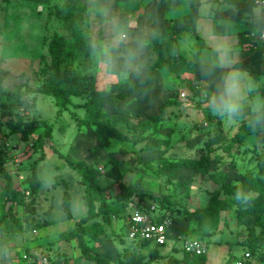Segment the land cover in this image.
<instances>
[{
	"label": "rangeland",
	"instance_id": "rangeland-1",
	"mask_svg": "<svg viewBox=\"0 0 264 264\" xmlns=\"http://www.w3.org/2000/svg\"><path fill=\"white\" fill-rule=\"evenodd\" d=\"M80 1L85 4L86 9L78 11L73 19L91 44L104 36V18L95 11L97 6L106 9L109 16L116 13L109 10L106 5L108 2L103 3V0ZM126 1L129 4L121 6L124 12H128L125 20L131 22L134 31L144 30L138 28V0ZM65 2L66 0H0V78L5 88L16 89L23 83L38 87L43 82L44 77L40 76V69L51 61L48 49L50 40L57 34L70 36V20L65 18L63 10ZM172 38L174 37H166L165 46L168 39L173 45ZM152 53L155 54L153 49L150 51V64L153 60ZM78 62L80 70L95 73L99 89L126 92L134 84L139 83L121 81L109 88L96 73L91 56L81 55ZM174 79V88L171 90L174 102L162 111L161 106L159 107L161 101L159 98L149 99L145 109L138 110V106H141L138 104L140 99L138 93L143 89L136 91L120 104L131 112L135 122L146 121L149 116L161 113L160 120L152 123L153 127L146 132L156 137L151 141L155 144L152 149L145 148V141L134 143L114 136L108 148L100 141L104 135L103 129L95 125L92 127L78 125L76 116L110 122L113 107L109 105L87 111L85 107H75L71 104L67 110L58 114L54 98L43 92L28 94L15 108H9V101L6 97L0 96V117L4 110L11 109L15 119H43L53 127L51 145L44 147L45 158L38 165V174L44 180L45 188H51L56 177L60 181L65 176L70 179L74 189L72 178H75V182L76 178L79 181V174L66 160L71 159L94 163L99 183L107 190L108 194L105 193L107 198L113 202L122 201L118 197L121 190L120 182L125 183L127 187L123 192L124 198L134 197L135 192H138V200L141 195L143 201L150 207L156 203L161 205L162 199L169 197L170 210H166V213L174 217V225L171 227L168 243L159 247L161 257L150 256V250L156 246L153 242L145 246L124 239L127 243L126 256L131 251L136 252L138 261L142 264H183L184 241L190 238H205L201 228L186 219L184 211L207 206L216 193L220 198H226L223 182L239 184L247 173L257 172V155L264 152V133L250 138L247 145L236 155H230L225 151L222 146L230 141L238 122L229 124L213 116L202 95L204 88ZM163 80H166V75L162 76L154 93L167 96L169 92L167 93L166 87L163 86L165 85ZM144 89H149V86ZM183 92L186 93V97L181 95ZM73 100L77 103L85 101L82 97H73ZM116 124L123 133H128L124 124L119 122ZM44 138L45 129L41 126L32 133L29 149L26 146L11 155L13 160L10 171L25 177L37 173V165L33 159L41 155L39 142ZM18 144L24 146L25 142L18 134L11 137L9 127L3 120L0 123V145L9 148ZM110 149L113 154L110 153ZM8 152L6 150L7 157H10ZM208 152L212 157L221 155L222 158L213 161L206 172H195L193 169L177 166L184 159L201 158ZM233 159L235 164L232 163ZM0 182L3 187L5 179L1 174ZM25 183L26 180L16 186L23 194ZM24 200L26 201L23 197L20 204H23ZM217 217V224L211 227L210 240L203 239L205 242L208 241L207 264H235L236 258L247 248L250 231L254 230L258 235L264 228L256 225L254 217L239 221L234 209L220 211ZM114 235L120 236L116 233ZM258 242L259 251L264 250V238H259ZM253 264L264 262L254 258Z\"/></svg>",
	"mask_w": 264,
	"mask_h": 264
},
{
	"label": "trees",
	"instance_id": "trees-1",
	"mask_svg": "<svg viewBox=\"0 0 264 264\" xmlns=\"http://www.w3.org/2000/svg\"><path fill=\"white\" fill-rule=\"evenodd\" d=\"M86 9L85 4L80 0H66L63 4L64 16L67 20H70L69 31L70 36H64L57 34L49 42L48 49L51 57V61L40 69V76L44 77L43 82L38 87H32L28 83H23L17 86L16 89H7L3 85L0 78V96L6 97L9 101V108H15L23 98L33 92H43L51 95L58 107V114H61L64 110L69 108V105L73 104L75 107H85L87 111L93 109L97 110L106 105L113 107L112 119L109 122H102L99 120H93L89 117H77L76 120L80 126H97L104 131V135L101 137V144L109 148L111 144V138L114 136L117 139L128 140L134 143L141 141L146 142V147L152 149L155 144L153 141L156 137L151 133H146L152 128V123H157L161 118V113L157 115L149 116L146 121H133L131 112L120 106L121 102L130 97L133 93L143 88H146L151 84L153 74L166 66V51L164 40L166 37L171 36L175 29L166 27L161 33L160 38L154 42L152 48L157 52V60L154 64L149 66L148 79L144 84L136 83L130 90L126 92L122 91H110L103 90L97 87L96 75L86 70H80L78 59L81 55L89 57V45L88 38L81 28L76 25V20L73 19L76 13L80 10ZM252 28L249 29L248 34ZM250 37V36H249ZM251 38V37H250ZM252 40V38H251ZM264 92V91H263ZM73 97L84 98L83 103L74 102ZM174 101L166 100L161 105V111L170 103ZM5 120V123L9 127V133H17L25 141L29 140L32 133H34L41 126L45 129V138L40 140V147L51 145L50 140L53 136L52 125L43 119H15L14 112L11 109L4 110L0 123ZM117 122L126 126L128 133H123L118 127ZM247 118L245 117L238 125L237 131L230 137V141L222 146L225 151H228L230 155H236L241 148L247 145V139L250 136H260L264 133V130L258 129L256 132H252L247 126ZM153 132V131H152ZM132 133V134H131ZM41 138V136H40ZM151 142V143H150ZM211 151L212 147H209ZM234 149V150H233ZM245 151V149H244ZM110 153L113 154L112 149ZM221 155L211 156V153H206L201 158H188L184 159L177 166L179 168L193 169L195 172H206L213 161L221 160ZM6 149L0 145V174L5 179V185L0 192V233H14L23 229V225L14 211V206L17 202L21 203L23 194L18 190L14 184V179L10 170L7 167ZM67 162L75 169L81 176L82 183L85 186L86 200L89 208L88 217L82 218L75 223L74 234L79 238L80 246L85 255L96 260L98 264H107V260L87 242V236L91 234L100 235L106 233V226L111 225L113 217L123 221L124 226L120 234L126 236L128 231L127 217L131 209V204L136 203L142 210L153 214L157 213L155 217L157 221H163L169 217L174 222V217L169 216L166 210H170V199L166 196L162 199L161 205L156 203L157 208L151 210L150 206L143 201V197L140 195L138 200V192H135V196H128L124 198V189H127L125 183L120 182L121 190L118 193V197L122 199L121 203L113 202L107 198L104 190L98 183V178L95 169L92 165L82 161H74L66 159ZM234 163V159L232 160ZM257 172H250L245 175L243 180L239 184H233L223 182L227 197L222 199L216 193L213 195L210 203L201 208L186 209L184 215L186 219L196 223L203 231L205 240H210L211 227L217 224V213L223 210L234 209L236 217L239 221L244 220L247 217H254L257 226L264 228V152L257 155ZM28 185L25 189L30 190L31 200L24 202L28 205L34 202V196L37 194L41 180L37 173L29 176L27 179ZM67 187L64 196V205L69 211L71 202V193L68 189V184L65 181ZM237 192L247 193L251 197V202L248 205H243L235 199ZM9 201H12V205L9 210L6 209V205ZM161 210H165L162 211ZM101 218V221L95 220L88 224L89 219ZM252 228V227H251ZM117 234V235H118ZM249 241L247 248L243 250L249 251L252 258L249 259L246 264H253V259L257 258L259 262H264V250L259 251V238H264V231L258 235L255 231H250ZM139 245H149V241H138ZM208 244V241H206ZM158 245L153 246L149 254L152 258L161 257V253ZM184 252L183 264H207L206 254H193ZM122 264H142L138 261V253L132 252L126 256V260Z\"/></svg>",
	"mask_w": 264,
	"mask_h": 264
},
{
	"label": "crops",
	"instance_id": "crops-1",
	"mask_svg": "<svg viewBox=\"0 0 264 264\" xmlns=\"http://www.w3.org/2000/svg\"><path fill=\"white\" fill-rule=\"evenodd\" d=\"M125 1L103 0V3L108 2L106 4L108 9L125 20L128 12H124L121 8L122 5L129 4ZM181 3L187 6L186 14H181L175 18L170 17V10ZM254 6V0H138L139 30H151L155 27L161 33L166 27L175 29V32L171 34L174 37L172 38L173 45L168 39V44L165 46V51L168 53L166 66L153 74L149 89L143 88V91L138 93V98H140L138 104L141 105L138 106V110L145 109L149 99L159 98L161 100L159 107L166 100L173 101L174 95L171 90L174 88V78L194 87L196 85L204 89L208 87L209 82L206 78L201 77L199 64L195 61L200 57L211 58L212 40L209 38V33L212 29L226 35L233 41L237 49L236 59L239 61V66L245 67L254 76L259 83L260 93L264 95V46L255 45L248 34L251 28L249 14ZM220 19L233 21L234 27L218 26L216 22ZM192 51L197 53L196 57L192 56ZM152 56L153 60L150 65L156 62L157 52L152 53ZM219 71L217 70V75H219ZM164 75H166V80H163L165 84L163 86L166 87L167 93L169 92L167 96L158 92L154 93L155 87H159V81ZM158 94L160 96L157 97ZM243 119L236 124L234 129L236 127L238 129V125ZM15 134L17 133H9L11 137H14ZM252 137L250 136L247 142ZM23 141L25 142L24 146L18 144L15 147L5 148L9 151L10 156L7 162L9 170L13 160L11 155L24 147L26 148V146L29 149V140ZM39 152L41 155L35 156L33 162L37 165V175L41 180V186L34 196L33 203L23 205L17 202L15 204L14 211L19 217L23 229L14 233H0V252L7 253L6 256L0 255V264H98L95 259L84 254L79 238L74 234L76 221L89 215L85 186L80 174L78 173L79 181L76 178L75 182V178H72L74 189H72L70 179L65 176L63 177L64 180L62 178L60 181L56 177L52 187L45 188L44 180L38 174V165L45 158V148L39 147ZM82 162L95 167L93 162ZM94 169L97 175L96 167ZM10 173L13 176L15 186L26 180L23 187L24 194H22L26 199L24 202H29L31 196H27L26 191L30 190L25 189L28 185V177L16 175L13 171ZM65 180L71 193L69 211L64 205L67 189ZM1 186L0 182V192L3 189ZM103 190L108 194L106 189ZM95 220L101 221V218H91L88 220V224ZM123 226V221L114 216L111 225L106 226V233L87 236L88 244L107 260V264H122L126 260L127 243L124 239L133 240L127 235L126 237L114 235V233H121ZM25 253L29 254L30 258H24ZM44 257L48 260L44 261Z\"/></svg>",
	"mask_w": 264,
	"mask_h": 264
},
{
	"label": "clouds",
	"instance_id": "clouds-1",
	"mask_svg": "<svg viewBox=\"0 0 264 264\" xmlns=\"http://www.w3.org/2000/svg\"><path fill=\"white\" fill-rule=\"evenodd\" d=\"M97 14L104 18V36L89 45L96 73L111 87L121 81L144 84L148 79L151 60L150 51L160 38L157 28L134 31L131 22L117 15L109 16L108 11L97 6ZM187 6L181 3L170 10V17L186 14ZM252 34L264 35V4L255 0L250 12ZM218 26L234 27L231 20H217ZM212 40L210 59L198 58L200 75L206 78L208 87L202 90L205 104L211 114L229 124H235L247 118V127L256 132L264 130V95L259 91V83L236 59V46L226 35L215 29L209 33ZM196 57L195 51L191 52ZM217 70L219 75L216 74ZM115 77V79H113ZM237 202L248 205L251 197L247 193L237 192ZM6 256V252H0Z\"/></svg>",
	"mask_w": 264,
	"mask_h": 264
},
{
	"label": "built area",
	"instance_id": "built-area-1",
	"mask_svg": "<svg viewBox=\"0 0 264 264\" xmlns=\"http://www.w3.org/2000/svg\"><path fill=\"white\" fill-rule=\"evenodd\" d=\"M255 1V0H254ZM260 3L264 4V0H260ZM252 38V42L255 45L264 46V35L252 34V30L249 33ZM183 97H186V93H181ZM29 195L30 191H26ZM157 205L154 204L150 207L151 210H155ZM158 214H150L141 208L137 204L132 203L131 209L127 217L128 231L127 236L133 241H149L153 242L158 246L166 245L169 241L171 227L173 226V220L169 217L165 218L163 221L155 220ZM183 249L186 252L193 254H206L207 244L205 241L199 238L186 239L183 243ZM24 258H30L29 254H24ZM252 258L249 251H245L242 256L236 258L235 264H246V262ZM44 261L48 259L43 258Z\"/></svg>",
	"mask_w": 264,
	"mask_h": 264
},
{
	"label": "water",
	"instance_id": "water-1",
	"mask_svg": "<svg viewBox=\"0 0 264 264\" xmlns=\"http://www.w3.org/2000/svg\"><path fill=\"white\" fill-rule=\"evenodd\" d=\"M12 204H13L12 201H9V202L7 203V205H6V209L9 210V208L11 207Z\"/></svg>",
	"mask_w": 264,
	"mask_h": 264
}]
</instances>
